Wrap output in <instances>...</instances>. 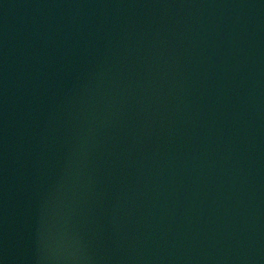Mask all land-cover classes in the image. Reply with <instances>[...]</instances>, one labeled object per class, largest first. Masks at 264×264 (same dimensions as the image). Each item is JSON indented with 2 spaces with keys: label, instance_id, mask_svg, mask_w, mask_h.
I'll return each mask as SVG.
<instances>
[{
  "label": "water",
  "instance_id": "water-1",
  "mask_svg": "<svg viewBox=\"0 0 264 264\" xmlns=\"http://www.w3.org/2000/svg\"><path fill=\"white\" fill-rule=\"evenodd\" d=\"M0 264H264V0H0Z\"/></svg>",
  "mask_w": 264,
  "mask_h": 264
}]
</instances>
